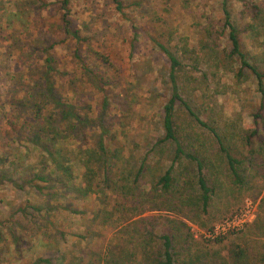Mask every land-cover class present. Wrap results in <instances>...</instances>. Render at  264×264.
<instances>
[{
  "label": "rangeland",
  "instance_id": "374dc122",
  "mask_svg": "<svg viewBox=\"0 0 264 264\" xmlns=\"http://www.w3.org/2000/svg\"><path fill=\"white\" fill-rule=\"evenodd\" d=\"M46 2H50L47 9H39L34 0H0V169L12 166L10 176H25L33 165L39 167V161L47 160L43 172H49L46 181H36L41 191L32 186L17 189L6 178L0 180V264H49L44 257L51 264H104L108 245L115 253L118 246L130 252L129 261L116 264H142L138 262L134 214L143 207V215H174L164 209L147 210L149 198L160 200L156 179L171 164L175 146L170 139L157 140L163 132L160 115L170 96L171 82L167 59L153 38L178 54L181 37H186L188 46L196 50L198 61L195 68H190L194 79L186 84L183 95L199 118L225 134V145L239 159L237 180L222 151L212 153L202 146L194 147L216 168L203 171L212 188L208 206L200 207L192 220H186L191 249L199 256V264H229L227 247L232 242L248 245L257 254L263 252L264 165L260 162L264 156L261 158L256 149L264 146V97L251 70L240 66L236 55L226 54L231 42L228 28L222 26L221 0H121V11L114 9L110 0H70L73 25L91 37L94 48L110 62L96 63L92 53L82 47V58L94 64L97 75L93 78L74 62L72 42L59 27L56 1ZM241 2L227 0L230 19L237 27L246 60L254 61L264 72V55L260 57L264 26L259 35L244 29L250 17L239 14ZM53 40L57 41L50 48L54 64L67 72L60 74L70 80L77 102L100 107L105 91L94 85L98 76L103 77L105 83L101 84L115 101L106 113L110 122V142L105 141L107 159L95 160V186L82 197L72 186L80 180L86 157L77 151L73 139L62 143L65 154L72 158V175L61 182L47 153L19 139L4 124L12 106L8 101L21 97L19 89L26 84L27 76L37 75L40 47ZM184 108L176 110L180 118L188 117ZM256 111L259 115L253 121ZM193 127L201 137L207 133L197 123ZM254 127L256 132L247 143L242 135ZM226 132L233 136L228 137ZM250 148L255 151L250 152ZM141 163L143 169L134 178ZM104 165L109 168L105 180L100 179ZM123 197H141L144 201L141 206L122 205ZM242 212L245 214L241 216ZM235 214L239 217L227 224L225 218ZM245 216L250 219L244 221ZM219 235L224 237L213 242Z\"/></svg>",
  "mask_w": 264,
  "mask_h": 264
},
{
  "label": "trees",
  "instance_id": "16d2710c",
  "mask_svg": "<svg viewBox=\"0 0 264 264\" xmlns=\"http://www.w3.org/2000/svg\"><path fill=\"white\" fill-rule=\"evenodd\" d=\"M55 1L57 4L54 8L57 11L59 27L65 37L72 42L74 62L81 69L80 71L92 73L90 78H93L97 75L94 72V64H87L86 58H82L79 50L83 47L86 53H92L96 63H110L108 57L94 48L91 37L84 35L79 27L73 25L69 18L70 0ZM34 2H38L37 7L39 9H47V6L50 5V2H46V0H34ZM110 2L114 9L121 11V0H110ZM220 4L224 15L222 26L228 28V37L231 42L226 54L228 56L236 55L240 66H247L251 70L257 78V87L263 98L264 72L257 68L254 61L248 62L246 60L245 53L240 49L237 27L230 19L227 0H221ZM239 14L250 17V20L244 23V29L252 30L256 35H259L260 28L264 26V2L242 0ZM209 32H211L210 29ZM221 33L222 30L216 37L219 38ZM153 41L167 59V74L171 82V93L163 105L160 115L163 132L157 140L170 139L175 146L171 164L156 179V183L159 185L157 194L160 196V200L153 201V198H149L150 209L147 210L164 209L173 212L174 215H143L145 212L143 207L138 208L134 214L136 217L133 218L134 228L138 232L137 238L139 239L137 241V247L140 251L138 262H142V264H199V256L191 249L192 238L189 235V226L186 220H192L200 207L206 209L208 206L212 188L208 185L203 171L205 168L208 170L216 168V164L206 154L198 153V149L194 147L202 146V149L210 150L212 153L214 150L222 151L229 168L232 170V175L237 180L239 159L235 158L225 145L223 141L225 134L218 132L216 125L199 118L183 95L186 84L194 79L190 68L196 67L198 61L196 50L188 46L186 37H181L178 54L174 50H170L159 39L153 38ZM56 43L57 41L53 40L40 47L42 54L36 63L37 75L27 76L26 84L24 83L19 89L22 94L21 97L8 101V103L11 102L12 106L8 107L4 124L6 130L8 128L14 130L19 139L30 142L47 153L54 165L53 170L60 175L61 182L70 180L72 175V164L69 162L72 158L65 154L62 143L68 139H73L77 151L86 157L85 168L81 171L80 180L72 186L76 195L82 197L92 192L95 186V160H102L108 152L109 148L105 141L110 142V137L107 135L110 122L106 119V113L115 101L104 89L103 77L98 76L94 85L105 91L98 103L100 107L97 109L95 108L96 104L77 102L76 96L69 86L70 80L66 77L63 78L60 74V72L62 74L67 72L57 68L54 64V57L50 48ZM216 45H219V42L216 41ZM260 53L262 58L264 50ZM252 57L255 58L256 55ZM183 58L188 59V62H185ZM240 66L236 75L240 73ZM262 105L261 103V107ZM181 106L185 107L188 117L180 118L177 114L176 110ZM258 115V111L254 112L252 120L255 121ZM196 123L206 128L207 133L204 137H201L194 130L193 125ZM255 132L256 128L254 127L242 137L247 143H251L250 136ZM226 134L228 137L233 136L232 132H226ZM205 140L210 144L207 145ZM249 151L252 152L255 149L250 148ZM256 153L259 156H264V146L260 145L256 149ZM106 159L104 158L103 161ZM260 163L264 165V158ZM39 165V167L33 165L25 176L16 175L14 177L10 176L9 173L13 169L12 166L3 167L0 169V180L6 178L17 189L32 186L41 191V185L36 181L47 180L49 172H43L47 168V160L46 162L45 160L39 161ZM142 169L143 164L141 163L134 171L133 177L136 178ZM108 170L106 165L102 167L100 179H107ZM64 185L67 183L63 182ZM263 198L264 194L262 200ZM141 199V197L138 199L137 197H123L121 204L141 206L144 201ZM223 237L224 235H219L212 241L219 242ZM129 254V251H122L120 246H118V252L115 253L113 247L108 245L105 248L102 261L104 264L129 261L131 259ZM227 256L229 264H264V250L257 254L248 245L240 243H230L227 247ZM42 259L51 264L49 258L44 257Z\"/></svg>",
  "mask_w": 264,
  "mask_h": 264
},
{
  "label": "built area",
  "instance_id": "2783aa9c",
  "mask_svg": "<svg viewBox=\"0 0 264 264\" xmlns=\"http://www.w3.org/2000/svg\"><path fill=\"white\" fill-rule=\"evenodd\" d=\"M245 214V212H242L240 215L242 216V215H244ZM236 215V216H235ZM233 217H231V218H225V222L227 223V224H233L234 223V221L239 217L238 216V214H235ZM250 218H247V216H245L244 218H243V220L245 221V220H249Z\"/></svg>",
  "mask_w": 264,
  "mask_h": 264
}]
</instances>
